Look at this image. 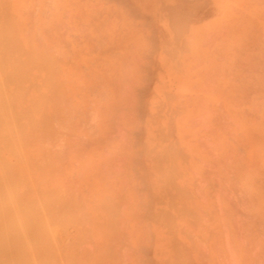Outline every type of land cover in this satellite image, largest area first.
Returning a JSON list of instances; mask_svg holds the SVG:
<instances>
[{"label": "rangeland", "instance_id": "obj_1", "mask_svg": "<svg viewBox=\"0 0 264 264\" xmlns=\"http://www.w3.org/2000/svg\"><path fill=\"white\" fill-rule=\"evenodd\" d=\"M8 2L0 0V25L13 37L0 33L7 37L0 42L7 57L0 59L5 65L17 60L11 67L0 62L6 77L0 78V90L6 88L0 91V111L8 113L0 117L8 123L11 115L14 124L9 121L8 129L0 118V168L8 180L0 177V234L11 233L23 254L11 248L9 258L4 245L0 261L176 264L179 258L182 264H264V0ZM10 28L21 29L16 38ZM14 38L24 51L13 49ZM18 51L24 54L18 57ZM15 63L34 67L24 66L23 75ZM15 72L17 78L11 76ZM10 123L18 128L15 135ZM26 176L33 185L37 181L35 187ZM4 189L10 191L6 201ZM62 210L65 216L55 219ZM39 212V222L35 215L30 223ZM6 224L15 228L4 229ZM27 225L29 232L22 230ZM20 234L30 252L28 244H18Z\"/></svg>", "mask_w": 264, "mask_h": 264}, {"label": "bare ground", "instance_id": "obj_2", "mask_svg": "<svg viewBox=\"0 0 264 264\" xmlns=\"http://www.w3.org/2000/svg\"><path fill=\"white\" fill-rule=\"evenodd\" d=\"M6 1H7V2H8V1L11 2V0H6ZM9 2H8L7 4L11 5ZM38 2H39V0H38ZM230 2H231V1H230ZM39 3H40V2H39ZM259 3H260V2H259ZM261 3H262V1H261ZM37 4H38V3H37ZM233 4H234V3H233ZM12 6H13V5H12ZM38 6H39V4H38ZM44 7H46V5H45ZM261 7H262V6H261ZM5 8H6V7H5ZM42 8H43V7H42ZM167 8H168V7H167ZM171 8H172V7L169 6V9H171ZM173 8H174V7H173ZM37 9H38V8H37ZM54 9H55V8H54ZM233 9H234V8H233ZM247 9H248V8H247ZM5 10H8V7H7L6 9H4V12H5ZM23 10H24V9H23ZM38 10H39V9H38ZM40 10H41V9H40ZM91 10H92V9H91ZM172 10H174V9H172ZM242 10H244V9H242ZM8 11H9V10H8ZM8 11H7V12H8ZM168 11H169V10H168ZM175 11H176V9H175ZM170 12H171V11H170ZM172 12H173V14H175L174 11H172ZM172 12H171V13H172ZM178 12L180 13V11H178ZM183 12H184V11H183ZM225 12H226V11H225ZM8 13H9V12H8ZM171 13H170V15H171ZM248 13H249V12H248ZM4 14H5V13H4ZM6 14H7V13H6ZM168 14H169V13H168ZM193 14H194V13H193ZM82 15H83V14H82ZM177 15H178V14H177ZM186 15H187V14H186ZM188 15H189V14H188ZM172 16H173V15H172ZM172 16H171V17H172ZM180 16H181V15H180ZM4 17H5V16H4ZM6 17H7V16H6ZM8 17H9V16H8ZM36 17H37V15H36ZM43 17H44V16H43ZM169 17H170V16H169ZM171 17H170V18H171ZM170 18H169V19H170ZM176 18H177V17H176ZM189 18H190V17H189ZM189 18H188V19H189ZM7 19H8V18H7ZM16 19H17V18H16ZM171 19H172V21H173V17H172ZM179 19H180V18H179ZM186 19H187V17H186ZM38 20H39V19H38ZM174 20H175V19H174ZM176 20H177V19H176ZM176 20H175V21H176ZM7 21H8V20H7ZM18 21H19V20H18ZM39 21H40V20H39ZM115 21H116V20H115ZM115 21H114V22H115ZM220 21H221V20H220ZM8 22H9V21H8ZM187 22H188V20H187ZM6 23H7V22H6ZM14 23H15L14 26L16 27V23L18 24L19 22H15V21H14ZM20 23H22L21 20H20ZM20 23H19V24H20ZM38 23H39V22H38ZM82 23H83V22H82ZM174 23H175V22H174ZM178 23H179V22H178ZM229 23H230V22H229ZM10 24H11V23H10ZM19 24H18V25H19ZM181 24H182V23H181ZM2 25H3V24H1L0 26H2ZM170 25H171V24H170ZM176 25H177V24H176ZM179 25H180V23H179ZM183 25H184V24H183ZM14 26H13V27H14ZM13 27H11V28H13ZM15 27H14V29H15ZM20 27H21V26H20ZM180 27H181V26H180ZM186 27H187V26H186ZM197 27H198V26H197ZM1 28L3 29V26H2ZM1 28H0V33H1V34L4 35V33H5L6 31H8V32H6V33H8V34L10 33V32H9V28H8V30H7V29L5 30V27H4L3 30H2ZM6 28H7V27H6ZM11 28H10V29H11ZM22 28H23V27H22ZM16 29H17V28H16ZM23 29H24V28H23ZM42 29H43V28H42ZM86 29H87V28H86ZM179 29H180V28H179ZM195 29H196V27H195ZM1 30H2L3 32H1ZM4 30H5V32H4ZM18 30H21V29H17V32H16V33H14L16 30H15V31L13 30V32H12V29L10 30L12 33H14L13 35H15V36H14L15 38L18 36ZM193 30H194V29H193ZM36 31H37V29H36ZM36 31H35V32H36ZM42 31H44V29H43ZM177 31H178V30H177ZM186 31H187V30H186ZM194 32H195V31H194ZM194 32H192V33H194ZM196 32H197V31H196ZM200 32H201V30H200ZM214 32H215V31H214ZM22 33H27V32H22ZM28 33H29V32H28ZM40 33H41V32H40ZM87 33H88V32H87ZM189 33H190V32H189ZM219 33H220V32H219ZM231 33H232V32H231ZM1 34H0V35H1ZM8 34H7V35H8ZM16 34H17V36H16ZM34 34H35V33H34ZM198 34H199V33H198ZM208 34H210V33H208ZM215 34H216V33H215ZM3 35L0 36V38L2 37V39H3V40H0L1 43H2L3 41L7 40V39H6L7 37H6V38H3V37H4ZM9 35L12 36L11 33H10ZM26 35H27V34H26ZM29 35H31V34H29ZM29 35H28V36H29ZM36 35H38V34H36ZM45 35H46V34H45ZM192 35H194V34H192ZM11 36H10V37H11ZM21 36H22V35H21ZM24 36H25V35H24ZM41 36H42V35H41ZM178 36H179V35H178ZM183 36H184V35H183ZM201 36H202V35H201ZM12 37H13V36H12ZM36 37L38 38L39 36H36ZM44 37H45V36H44ZM148 37H149V36H148ZM195 37H196V36H195ZM197 37H198V36H197ZM15 38H14L15 41L13 42L14 44H15V42H16V39H15ZM18 38H19V37H18ZM26 38H27V37H26ZM37 38H36V39H37ZM179 38H180V37H179ZM12 39H13V38H12ZM28 39H31L30 36L27 38V40H28ZM52 39H53V38H52ZM10 40H11V39H10ZM25 40H26V39H25ZM33 40H35V39H33ZM12 41H13V40H12ZM12 41H11V42H12ZM19 41L21 42V39H19ZM28 41H30V40H28ZM36 41H37V40H36ZM133 41H134V40H133ZM178 41H179V40H178ZM184 41H185V40H184ZM186 41H187V40H186ZM7 42H9V44H10V41H7ZM17 42H18V39H17ZM17 42H16V44H18ZM39 42H40V41H39ZM43 42H44V41H43ZM100 42H101V41H100ZM1 43H0V44H1ZM46 43H48V42H46ZM64 43H65V41H64ZM3 44H4V43H3ZM3 44H2V45H3ZM40 44H41V43H40ZM40 44H37V45L40 46ZM44 44H45V43H44ZM48 44H49V43H48ZM19 45H21V44L14 45V47H13V46H12V47H13V49H15V46H16V47L18 46V49H16V50H19V48H21L20 50L24 51L25 49H23V46H19ZM41 45H43V44H41ZM196 45H197V44H196ZM3 46H5V44H4ZM9 46H10V45H9ZM29 46H30V45H29ZM35 46H36V45H35ZM35 46H34V47H35ZM37 47H38V46H37ZM184 47H185V45H184ZM4 48H5V47H4ZM29 48H30V47H29ZM32 48H33V46H32ZM54 48H55V47H54ZM174 48H176V47H174ZM179 48H180V47H179ZM185 48H186V47H185ZM189 48H190V47H189ZM248 48H249V47H248ZM0 49H1V46H0ZM30 49H31V48H30ZM30 49H29V50H30ZM172 49H173V48H172ZM177 49H178V48H177ZM177 49H176V50H177ZM183 49H184V48H183ZM249 49H250V48H249ZM249 49H248V50H249ZM6 50H8V49H6ZM6 50L4 49L5 52H6ZM9 50H10V49H9ZM34 50H36V48H35V49L33 48L32 51H34ZM50 50H51V49H50ZM52 50H53V49H52ZM52 50H51V51H52ZM55 50H56V49H55ZM190 50H192V49L190 48ZM245 50H247V49H245ZM0 51H2V50H0ZM12 51H13V50H12ZM22 51H21V52L18 51V52H19V55L16 54L15 57H17V55H18V57H20V56H21L20 53H23V54H24V52H22ZM26 51H27V50H26ZM32 51L30 50V52H28V53H29V54L31 53L30 55L34 57V55H32ZM51 51H50V52H51ZM60 51H61V50H60ZM171 51H172V50H171ZM187 51H188V50H187ZM13 52L15 53V51H13ZM36 52H38V51H35V55H36ZM67 52H68V51H67ZM130 52H131V51H130ZM178 52H179V51H178ZM182 52H183V51H182ZM184 52H185V51H184ZM244 52H245V51H244ZM10 53H11V52H9L8 54H9V56H10V59H12V58L14 57V54L12 53V54H13V57H12ZM16 53H17V52H16ZM56 53H57V52H56ZM63 53H64V52H63ZM63 53H62V54H63ZM65 53H66V52H65ZM69 53H71V52H69ZM174 53H175V52H174ZM245 53H246V52H245ZM0 54H1V53H0ZM2 54H3V56H5V55H4V52H3ZM2 54H1L0 56H2ZM23 54H22V55H23ZM29 54H28V55H29ZM38 54H39V52L37 53V57H39L38 59H40L42 54L40 53V54H41L40 56H38ZM179 54H180V57H182V53L179 52ZM215 54H216V53H215ZM248 54H249V53H248ZM250 54H251V52H250ZM250 54H249V55H250ZM135 55H136V54H135ZM170 55H171V54H170ZM246 55H247V54H246ZM258 55H259V54H258ZM9 56H8V57H9ZM25 56H27V55H25ZM202 56H203V55H202ZM244 56H245V55H244ZM6 57H7V52H6V56L4 57L5 60H6ZM11 57H12V58H11ZM28 57H30V56H27V58L24 57L23 59H28ZM33 57H32V58H33ZM46 57H47V56H46ZM174 57H175V56H174ZM0 58H1V57H0ZM30 58H31V57H30ZM47 58H48V57H47ZM60 58H61V57H60ZM68 58H69V57H68ZM198 58H199V57H198ZM7 59H9V58H7ZM15 59L17 60V58H14V59H12V61H13V60L15 61ZM33 59H36V57H34ZM42 59H43V58H42ZM53 59H54V58H53ZM125 59H126V58H125ZM187 59H188V58H187ZM201 59H202V58H201ZM262 59H263V58H262ZM54 60H55V59H54ZM136 60H137V59H136ZM12 61H11V60H10V62L7 61V62H8V65H5L6 61H5V63H4V60L2 61V60L0 59V62H3V66L5 65L6 67H7V66H8V67H9V66L11 67V63H12ZM29 61H31V60L29 59ZM47 61H49V60H47ZM168 61H169V60H168ZM18 62H19V60H18ZM27 62H28V61H27ZM32 62L34 63V66H35V65L38 66V64L40 63L39 61H38V62H39L38 64H37V62L35 63V60L32 61ZM32 62H31V63H32ZM42 62H43V60H42ZM45 62H46V61H45ZM128 62H129V61H128ZM253 62H254V61H253ZM262 62H263V61H262ZM9 63H10V65H9ZM23 63H24V62H23ZM31 63H30V66H32ZM33 63H32V64H33ZM70 63H71V62H70ZM15 64H16V63H15ZM19 64H20V63H19ZM27 64H28V63H27ZM27 64H26V65H27ZM44 64H45V63H44ZM55 64H57V63H55ZM0 65L2 66V64H0ZM21 65H22V61H21ZM26 65L23 64V67H22V66L18 67V63L16 64V66L18 67V69H19V68H20V69H21V68H22V69H23V68L25 69L24 66H26ZM49 65H52V64L50 63ZM175 65H176V63H175ZM12 66H13V65H12ZM30 66H29V67H30ZM34 66H32V67H34ZM37 66H36V67H37ZM45 66H46V65H45ZM56 66L58 67V65H56ZM221 66H222V65H221ZM6 67H3V68H5L3 71L6 70ZM29 67L26 66V68L30 69ZM36 67H35V68H36ZM59 67H60V64H59ZM1 68H2V67H1ZM13 68H15V67L13 66ZM13 68H11V71H10L11 73H13V71H12ZM9 69H10V68H9ZM9 69H7L5 72H7ZM16 69H17V68H16ZM22 69L19 70V72L21 71L20 74H23V73L25 72V70H26V69H25V70L23 69L24 71H22ZM28 69H27V70H28ZM37 69H38V68H37ZM47 69H48V68H47ZM56 69H57V68H56ZM186 69H187V68H186ZM13 70H15V69H13ZM32 70H33V68H32ZM38 70H39V69H38ZM67 70H68V69H67ZM15 71H16V70H15ZM45 71H46V70H45ZM47 71H48V70H47ZM52 71H53V70H52ZM93 71H94V70H93ZM1 72H2V71H1ZM1 72H0V73H1ZM8 72H9V71H8ZM17 72H18V70H17ZM17 72L14 73V76L11 75V73H10V75H11L12 77H15V74H17ZM105 72H106V71H105ZM128 72H129V71H128ZM27 73H28V71H27ZM61 73H62V72H61ZM64 73H65V72H64ZM64 73H63V74H64ZM67 73H69V72H67ZM72 73L74 74L75 72H72ZM175 73H176V72H175ZM18 74H19V73H18ZM44 74H46V73L44 72ZM49 74H50V72H49ZM6 75H7V74H6ZM8 75H9V73H8ZM23 75H24V74H23ZM23 75H22V76H23ZM36 75H37V74H36ZM50 75H51V74H50ZM55 75H57V73H55ZM59 75H60V74H59ZM69 75H70V74H69ZM215 75H216V74H215ZM262 75H263V74H262ZM3 76H4V73H3ZM3 76L0 75V78H2V79H1L2 81L6 79V77H5V79H3ZM17 76H19V75H16L15 78H17ZM28 76H29V75H27V77H28ZM75 76H76V75H75ZM178 76H179V75H178ZM253 76H255V75H253ZM256 76H257V75H256ZM20 77H21V75H20ZM20 77H19V78H20ZM44 77H45V76H44ZM44 77H43V78H44ZM53 77H54V76H53ZM56 77H58V76H56ZM56 77H55V80H56ZM243 77H244V76H243ZM263 77H264V76H263ZM7 78H8V77H7ZM10 78H11V77H10ZM19 78H18L17 80H19ZM22 78H23V80H24V79H27V80H28V78H26V77H25V78L22 77ZM22 78H20V80H21ZM43 78H42V79H43ZM244 78H245V77H244ZM42 79H41V80H42ZM44 79H46V77H45ZM67 79H68V78H67ZM212 79H213V78H212ZM245 79H246V78H245ZM7 80H8V79H7ZM7 80H6V82H8ZM11 80L14 81L15 79L12 78ZM17 80H16V81H17ZM29 80H30V79H29ZM37 80H39V79H37ZM46 80H47V79H46ZM58 80L60 81L61 79L57 78V81H58ZM209 80H210V79H209ZM9 81H10V79H9ZM13 81H12V82H13ZM53 81H54V79H53ZM59 81H58L57 85L60 83ZM62 81H64V79H63ZM3 82H5V81H3ZM10 82H11V81H10ZM14 82H15V81H14ZM20 82H21V81H20ZM20 82L18 81V83H20ZM22 82L24 83V81H22ZM55 82H56V81H55ZM26 83H27V82H26ZM44 83H45V82H44ZM48 83H49V82H48ZM48 83L46 84L47 86H48ZM80 83H81V82H80ZM0 84L3 85L2 82H1ZM21 84H22V83H21ZM21 84H20V85H21ZM28 84H29V83H28ZM126 84H127V83H126ZM6 85L8 86L9 84L7 83ZM17 85H18V84H17ZM17 85L14 83V86H17ZM24 85H26V84H24ZM42 85H43V84H42ZM44 85H45V84H44ZM59 85H60V84H59ZM59 85H58V86H59ZM127 85H128V84H127ZM181 85H182V84H181ZM203 85H204V84H203ZM205 85H206V83H205ZM22 86H23V85H22ZM35 86H37V85H35ZM35 86H34V87H35ZM39 86H40V85H39ZM49 86H50V85H49ZM58 86H55V87L57 88ZM81 86H82V85H81ZM240 86H241V85H240ZM0 87H1V86H0ZM18 87H19V86H18ZM52 87H53V86H52ZM181 87H182V86H181ZM233 87H234V84H233ZM238 87H239V86H238ZM259 87H260V86H259ZM4 88H5V85H4V87L2 86L3 91H1V90H0V91H1V92H4ZM12 88H13V87H12ZM36 88H38V87H36ZM36 88H35V91L38 90V89L36 90ZM47 88H48V87H47ZM117 88H118V87H117ZM5 89H6V88H5ZM7 89H8V88H7ZM9 89H10V88H9ZM13 89H14V88H13ZM16 89H17V87H16ZM16 89H14V90H16ZM19 89H20V88H18L17 90H19ZM24 89H25L24 92H27V91L29 90V89H28V90L26 91V88H24ZM103 89H104V88H103ZM103 89H102V90H103ZM263 89H264V88H263ZM11 90H12V89H11ZM11 90H10V91H11ZM22 90H23V87H22V89L20 90V92H21ZM33 90H34V89H33ZM51 90H52V91H55V89H53V88H52ZM119 90H120V89H119ZM206 90H207V89H206ZM213 90H214V89H213ZM213 90H212V91H213ZM235 90H236V89H235ZM256 90H257V89H256ZM12 91H13V90H12ZM38 91H39V90H38ZM38 91H37V92H38ZM40 91H41V90H40ZM40 91H39V93H38L39 95H41ZM251 91H252V89H251ZM1 92H0V93H1ZM6 92H7V90L5 91V94H6ZM17 92H18V91H17ZM17 92H16V91H15V92H11V94H12V93L14 94V93H17ZM203 92H204V91H203ZM7 93H8V92H7ZM28 93H29V92H28ZM43 93L46 94L45 92H43ZM43 93H42V94H43ZM50 93H51V92H50ZM249 93H250V92H249ZM2 94H3V93H2ZM5 94H4V95H5ZM210 94H211V93H210ZM0 95H1V94H0ZM8 95H9V94H8ZM16 95H17V94H16ZM126 95H127V94H126ZM244 95H245V94H244ZM2 96H3V95H2ZM2 96H1V97H2ZM21 96H22V95H20V97H21ZM36 96H37V95H36ZM232 96H233V95H232ZM6 97H9V99H10V95H9V96H6ZM15 97H16V96H15ZM18 97H19V96H18ZM24 97H25V96H24ZM30 97H31V96H30ZM48 97H49V96L47 95L46 98H48ZM50 97H52V95H51ZM50 97H49V98H50ZM2 98H3V97H2ZM2 98H0V99H2ZM31 98H33V96H32ZM49 98H48V99H49ZM103 98H104V97H103ZM224 98H225V97H224ZM234 98H235V97H234ZM248 98H249V97H248ZM7 99H8V98H7ZM29 99H30V98H29ZM34 99H35V98H34ZM34 99H33V100H34ZM41 99H42V98H41ZM43 99H44V98H43ZM66 99H67V98H66ZM17 100L19 101L20 99H17ZM36 100H37V99H36ZM38 100H39V99H38ZM50 100H54V98L52 97V98H50ZM62 100H64V99H62ZM104 100H105V98H104ZM133 100H134V99H133ZM4 101H6V100L4 99V100H3V103H4ZM29 101H30V100H29ZM259 101H260V100H259ZM259 101H258V102H259ZM20 102H22V100H21ZM20 102H19V104L21 105ZM23 102H25V100H24ZM41 102H44V100H43V101L41 100ZM51 102H52V101H51ZM61 102H63V101H61ZM65 102H66V100H65ZM17 103H18V102H17ZM31 103H32V102L30 101V104H31ZM226 103H227V102H226ZM62 104H63V103H62ZM68 104H69V103H68ZM208 104H209V103H208ZM238 104H239V103H238ZM247 104H248V103H247ZM260 104H261V103H260ZM5 105H7V107H8V104H5ZM31 105H32V104H31ZM35 105H36V104L34 103L33 106L35 107ZM38 105H41L40 101H39ZM255 105H256V104H255ZM262 105H263V104H262ZM1 106H2V102H1ZM1 106H0V108H1ZM22 106H23V105H22ZM22 106H21V108H22ZM28 106H29V105H28ZM33 106H32V107H33ZM69 106H70V105H69ZM3 107H4V106H3ZM5 107H6V106H5ZM5 107H4V108H5ZM36 107H37V106H36ZM36 107H35V108H36ZM70 107H71V106H70ZM89 107H90V105H89ZM89 107H88V108H89ZM202 107H203V106H202ZM208 107H209V106H208ZM255 107H256V106H255ZM258 107H259V106H258ZM258 107H257V108H258ZM8 108H11V107H8ZM8 108H7V109H8ZM35 108H34V110H35ZM40 108H41V107H40ZM64 108H65V106H64ZM66 108H67V107H66ZM243 108H244V107H243ZM5 109H6V108H5ZM29 109H30V108H29ZM89 109H90V108H89ZM207 109H208V108H207ZM245 109H246V108H245ZM253 109H254V108H253ZM1 110H2V111H0L1 114H2L3 111L7 113V110H6V111H5L4 109H1ZM66 110H67V109H66ZM66 110H64V111H66ZM87 110H88V109H87ZM38 111H40V109H39ZM89 111H91V110H89ZM93 111H94V110H93ZM249 111H251V110H249ZM4 112H3V113H4ZM36 112H37V111H36ZM41 112H42V111H41ZM41 112H39V113H40V116L43 117L42 114H44V113L42 112V114H41ZM236 112H237V111H236ZM6 113H5V114H6ZM11 113H12V110L10 111V109H9V114H11ZM33 113H34V112H33ZM65 113H66V112H65ZM65 113H64V114H65ZM197 113H198V112H197ZM30 114H31V113H30ZM205 114H206V113H205ZM3 115H4V114H3ZM3 115H0V116H3ZM6 115L8 116V113H7ZM32 115H34V114H32ZM54 115H55V114H54ZM70 115H71V114H70ZM200 115H201V114H200ZM208 115H209V114H208ZM235 115H236V114H235ZM244 115H245V114H244ZM10 116H11V115H10ZM10 116L7 117V120H8V118H9V121H10ZM71 116H72V115H71ZM0 118H1V117H0ZM3 118H4V117H3ZM66 118H67V117H66ZM202 118H203V117H202ZM206 118H207V117H206ZM239 118H240V117H239ZM254 118H255V117H254ZM1 119H2V118H1ZM63 119H64V117H63ZM2 120H3V119H2ZM5 120H6V117H5ZM15 120H16V119H15ZM35 120H36V119H35ZM46 120H47V119H46ZM238 120H239V119H238ZM9 121H8V123H7L6 121L3 120L4 123L6 122L5 124H6V127H8V129H9V126H8V125H9ZM38 121H39V120H38ZM65 121H68V120H65ZM65 121H64V122H65ZM239 121H240V120H239ZM251 121H253V120H251ZM254 121H255V120H254ZM260 121H261V120H260ZM10 122H11V121H10ZM29 122H30V121H29ZM52 122H53V121H52ZM244 122H245V121H244ZM11 123H12V122H11ZM11 123H10V124H11ZM249 123H250V121H249ZM249 123H248V124H249ZM5 124H2V125L5 126ZM7 124H8V125H7ZM12 124H13V123H12ZM12 124H11V127L16 128V126H13L14 124H13V125H12ZM30 124H31V123H30ZM38 124H39V123H38ZM57 124H58V123H57ZM66 124H67V123H66ZM251 125H252V124H251ZM33 126H34V125H33ZM49 126H50V125H49ZM51 127H52V123H51ZM241 127H242V126H241ZM14 128H13V131L18 129V128H16V129H14ZM53 128H54V126H53ZM0 129H1V127H0ZM10 129H11V128H10ZM2 130H4V129H2ZM11 130H12V129H11ZM8 131H9V130H8ZM13 131H9V132L14 133V135H15V134H16V131H14V132H13ZM17 131H18V130H17ZM4 132H5V131H3V133H4ZM6 132H7V130H6ZM6 132H5V133H6ZM0 133H2V132H0ZM18 133H19V132H18ZM26 133H27V132H26ZM50 134H51V133H50ZM4 135H5V134H4ZM14 135H12V137H14ZM20 135H21V133H20ZM1 136H3V135L1 134ZM8 136H9V135H8ZM18 136H19V135L17 134L16 137H18ZM10 137H11V134H10ZM6 139H7V138H6ZM15 139L18 140L17 138H15ZM19 139H20V138H19ZM22 139H23V138H22ZM24 139H25V138H24ZM4 140H5V139H4ZM12 140H14V139H12ZM7 141H8V140H7ZM26 141H27V140H26ZM5 142H6V141H5ZM8 142H9V141H8ZM15 142H16V141H15ZM15 142L13 141V143H15ZM17 142H18V143H23V142H21V139H20V142H19V141H17ZM3 143H4V142H3ZM9 143H10V142H9ZM13 143H12V144H13ZM28 143H29V142H28ZM12 144H11V145H8V144H7V145H8V148H10L9 146H11V149H12ZM16 144H17V143H15V145H16ZM25 144H27V142H26ZM30 144H31V143H30ZM5 145H6V144H5ZM5 145H3V146H4V149H5ZM7 145H6V147H7ZM15 145H13V149L15 148V147H14ZM19 145H20V144H19ZM30 146H32V144H31ZM44 146H45V145H44ZM18 148H19V146H18ZM15 149H16V148H15ZM8 151H10V150H8ZM8 151H7V153H8ZM14 151H15V150H14ZM14 151H13V152H14ZM0 153H1V152H0ZM15 153H17V151H16ZM174 153H175V152H174ZM232 153H233V152H232ZM8 154H9V153H8ZM181 154H182V153H181ZM11 155H12V153H11ZM14 155H16V154H14ZM57 155H58V153H57ZM155 155H156V154H155ZM178 155H179V152H178ZM260 155H261V154H260ZM19 156H20V155H19ZM22 157H24V156H22V154H21V158H22ZM174 157H175V156H174ZM183 158H184V157H183ZM2 159H3V158H2ZM174 159H175V158H174ZM0 160H1V157H0ZM22 160H23V159H22ZM38 160H39V159H38ZM164 160H166V159L164 158ZM263 160H264V158H263ZM2 161H5V159L2 160ZM2 161H1V162H2ZM7 161H8V159H7ZM16 161H17V160L13 161L14 163L11 162V163H13L12 165H14V164H16V163H17V164L19 163V161H18V162H16ZM167 161H168V160H167ZM173 161H174V160H173ZM181 161H182V163H183V160H181ZM181 161H180V162H181ZM8 162H9V161H8ZM8 162H6V163L8 164ZM9 163H10V162H9ZM23 163H24V160H23ZM182 163H181V164H182ZM7 164H6V165H7ZM21 164H22V163H21ZM24 164H27V163H24ZM0 165H1V164H0ZM42 165L44 166L43 163H42ZM21 166H22V169H23V170H24V169H25V170L27 169L26 167H24V166H27V165H24V166L21 165ZM43 166H42V167H43ZM0 167H1V166H0ZM23 167H24V168H23ZM27 167H28V166H27ZM8 168H9V167H8ZM17 168H20V166H17ZM2 169H3V168H2ZM6 169H7V168H6ZM9 169H10V168H9ZM9 169H8V173H9ZM41 169H42V168H41ZM43 169H44V168H43ZM52 169H53V168H52ZM19 170H20V169H19ZM44 170H47V169H44ZM53 170H54V169H53ZM120 170H121V169H120ZM0 171H2L1 168H0ZM10 171H11V170H10ZM4 172H7V171L5 170ZM12 172H13V171H12ZM14 172H15V171H14ZM20 172H21V171H20ZM48 172H49V171H48ZM1 173H2V174H1L0 177L3 176V178L5 179V181H8V180H6L7 177H6V178L4 177V173H3V171H2ZM16 173H17V171L15 172V174H16ZM25 173H28V169L26 170ZM5 175H6V174H5ZM8 175H9V174H8ZM16 176H17V174H16ZM18 176H19V175H18ZM20 176H22V175H20ZM20 176H19V177H20ZM29 176H30V175H29ZM49 176H50V174H49ZM8 178H9V177H8ZM27 178H29V177L26 176V179H24V180H27ZM30 178H31V177H30ZM30 178H29V179H30ZM45 178H46V177H45ZM49 178H50V177H49ZM0 179H1V178H0ZM4 179H3V180H4ZM20 179H21V177H20ZM29 179H28L27 181H29ZM0 181H1V180H0ZM30 181H31V179H30ZM30 181H29V182H30ZM13 182H14V180H13ZM21 182H22V181H21ZM23 182H24V181H23ZM35 182H37V181H35ZM35 182H34V185L37 184V183H35ZM229 182H230V181H229ZM15 183H16V182H14V186H15ZM27 183H28V182H27ZM30 183H32V185H33V182H30ZM30 183H28V185H29ZM48 183H49V182H48ZM48 183H47V184H48ZM23 184H24V183H23ZM38 184H39V183H38ZM16 185H17V183H16ZM32 185L30 184V188H34V187H35L34 185H33L34 187H31ZM258 186H260V185H258ZM15 187H16V186H15ZM115 188H116V187H115ZM260 188H261V187H260ZM15 189L19 190L18 187L15 188ZM34 189H35V188H34ZM4 190H5V192H6V189H4ZM32 190H33V189H32ZM36 190H37V189H36ZM147 191H148V190H147ZM224 191H225V190H224ZM9 192H10V191H9ZM9 192H6L7 194L4 195V196L6 197V198H4V201H6V199H9V198H10V197L7 198V195L10 194ZM36 192H37V191H36ZM208 192H209V191H208ZM208 192H206V193H208ZM217 192H218V191H217ZM8 193H9V194H8ZM16 193H17V192H16ZM26 193H27V191H26ZM114 193H115V192H114ZM185 193L187 194V192H185ZM18 194H19V193H18ZM35 194H36V193H35ZM104 194H105V193H104ZM214 194H215V193H214ZM217 194H218V193H217ZM20 195H22V194H20ZM43 195H44V194H43ZM119 195H121V194H119ZM188 195H189V194H188ZM208 195H209V194H208ZM35 196H37V195H35ZM107 196H108V195H107ZM172 196H173V195H172ZM212 196H213V195H212ZM215 196H216V195H215ZM135 197H136V196H135ZM32 198H33V197H32ZM103 198H104V197H103ZM33 199H34V198H33ZM257 199H258V198H257ZM2 200H3V199H2ZM16 200H17V199H16ZM29 200H30V199H29ZM39 200H40V198H39ZM170 200H171V199H170ZM218 200H219V199H218ZM36 201H37V200H36ZM45 201H46V200H45ZM105 201H106V200H105ZM7 202H8V204H9V206L13 205V204L11 203L12 200H11V201L9 200V201H7ZM27 202H28V201H27ZM41 202H42V201H41ZM59 202H60V201H59ZM174 202H175V201H174ZM174 202H170V203L172 204V203H174ZM105 203H106V202H105ZM130 203H131V202H130ZM175 203H176V202H175ZM251 203H252V202H251ZM4 204L7 205V203H4ZM16 204H17V203H16ZM31 204H32V202H31ZM49 204H50V203H49ZM193 204H195V203H193ZM196 204H197V203H196ZM111 205H112V204H111ZM111 205H110V206H111ZM226 205H227V204H226ZM17 206H18V205H17ZM17 206H16V207H17ZM121 206H122V205H121ZM183 206H184V205H182L181 207H183ZM255 206H256V205H255ZM11 207H12V206H11ZM13 207H14V206H13ZM13 207H12V208H13ZM36 207H37V206H36ZM181 207H180V208H181ZM20 208H21V207H20ZM34 208H35V207H34ZM37 208H38V207H37ZM133 209H134V208H133ZM184 209H185V208H184ZM21 210H22V209H21ZM35 210H36V209H35ZM38 210H39V209H38ZM56 210H57V209H56ZM166 210H168V209H166ZM169 210H170V209H169ZM188 210H189V209H188ZM205 210H206V209H205ZM260 210H261V209H260ZM14 211H15V210H14ZM32 211H33V210H32ZM40 211H41V210H40ZM52 211H53V209H52ZM52 211H50V212H52ZM113 211H114V209H113ZM115 211H116V210H115ZM220 211H221V210H220ZM16 212H17V210H16ZM16 212H15V213H16ZM34 212H35V211H34ZM41 212H42V211H41ZM57 212H58V211H57ZM57 212H56V213H57ZM167 212H169V211H167ZM191 212H192V211H191ZM254 212H255V211H254ZM18 213H19V211H18ZM29 213H30V212H29ZM45 213H46V211H45ZM45 213H44V214H45ZM54 213H55V212H54ZM64 213H65V212L62 210V212H59V215H58V214H54V215H57V217L55 216V217H56L55 219H57L58 217L60 218L61 216H65ZM74 213H75V212H74ZM110 213H111V212H110ZM128 213H129V212H128ZM177 213H178V212H177ZM193 213H195V212H193ZM193 213H192V214H193ZM205 213H206V212H205ZM39 214H40V212H39L38 214L35 213L34 215H32V218H30L29 221H31V219H33L34 217L39 216V217H36V221L39 222V219H38V218H40V215H39ZM61 214H62V215H61ZM20 215H21V214H20ZM35 215H36V216H35ZM51 215H52V214H51ZM54 215H53V216H54ZM60 215H61V216H60ZM71 215H72V214H71ZM78 215L80 216V214H78ZM88 215H89V214H88ZM95 215H96V214H95ZM95 215H94V216H95ZM107 215H108V214H107ZM41 216H42V215H41ZM53 216H52V217H53ZM82 216H83V215H82ZM82 216H81V217H82ZM110 216H111V215H110ZM114 216H115V215H114ZM193 216H194V215H193ZM207 216H208V215H206V218H208ZM255 216H256V215H255ZM44 217H47V215H46V216L44 215ZM44 217H43V218H44ZM70 217H71V216H70ZM86 217H87V216H86ZM174 217H175V216H174ZM204 217H205V216H204ZM22 218L24 219L25 217L22 216ZM43 218H42V219H43ZM115 218H116V217H115ZM126 218H127V217H126ZM206 218H205V219H206ZM1 219H2V221H3V218H1ZM1 219H0V220H1ZM23 219H22V222L27 221V217H26V219H24V221H23ZM28 219H29V218H28ZM40 219H41V218H40ZM53 219H54V218H53ZM234 219H235V218H234ZM5 220H6V219H5ZM8 220H9V218L7 219L6 222H9V224H13V223H11V221H8ZM45 220H46V219H45ZM47 220H48V219H47ZM171 220H172V219H171ZM122 221H123V220H122ZM189 221L191 222L192 220H189ZM203 221H204V220H203ZM223 221H224V220H223ZM239 221H240V220H239ZM37 222H36V223H37ZM125 222H126V221H125ZM194 222H195V221H194ZM224 222H225V221H224ZM226 222H227V221H226ZM30 223H34V221H31ZM107 223H108V222H107ZM174 223H175V222H174ZM233 223H234V222H233ZM43 224H45V223L43 222ZM43 224H41V225H43ZM171 224H172V223H171ZM224 224H225V223H224ZM238 224H239V222H238ZM21 225H22V224H21ZM37 225H38V224H37ZM118 225H119V224H118ZM118 225H117V226H118ZM120 225H121V224H120ZM125 225H126V224H125ZM236 225H237V223H236ZM239 225H240V224H239ZM10 226H11L12 229L15 228V226H14V228H13L12 225H8V226H7V224H6L5 227H4V229L12 230V229L10 228ZM30 226H32V225H30ZM46 226H47V225H46ZM123 226H124V225H123ZM128 226H129V225H128ZM171 226H172V225H171ZM222 226H223V225H222ZM23 227H24V229L26 228L24 225H23ZM27 227H28V229H26V230L22 229V230H23V231H26V232H27V230H28V232H29V231H30V228H32V227H29L28 225H27ZM33 227H34V226H33ZM36 227H37V226H36ZM42 227H45V226L43 225ZM140 227H141V226H140ZM245 227H246V226H245ZM8 228H9V229H8ZM47 228H48V226H47ZM117 228H118V227H117ZM121 228H122V226H121ZM130 228H131V227H130ZM189 228H190V227H189ZM226 228H227V227H226ZM246 228H247V227H246ZM4 229L2 228V230H4ZM48 229H49V228H48ZM243 229H244V228H243ZM34 230H35V228H34ZM36 230H37V229H36ZM36 230H35V231H36ZM43 230H44V228H43ZM49 230L51 231V229H49ZM49 230H46V231L49 232ZM16 231H17V230H16ZM18 231H19V230H18ZM37 231H39V230H37ZM94 231H95V230H94ZM250 231L252 232V230H250ZM20 232H22V231L20 230ZM44 232H45V231H44ZM96 232H97V231H96ZM182 232H183V231H182ZM241 232H242V231H241ZM244 232H246V230H245ZM22 233H23V232H22ZM247 233H248L247 236H250L248 230H247ZM24 234H25V232H24ZM42 234H43V233H42ZM45 234H46V232H45ZM227 234H228V233H227ZM0 235H1V236H0V243H2V244H0V248H1L2 246L5 247L4 245L8 246V248H9V250L6 252L7 254H5V256H7V257L9 256V258H10L11 255H10L8 252H11L10 250H12V249H13V251L15 250L14 252H16V253L18 254L19 257H20V254H23V253H21L20 248H18L19 246L17 247L16 244H13V243H14L13 238L10 237L11 233H10L9 235H8V233L4 234V235H6V236H3L2 234H0ZM25 235H27V234H25ZM20 236H23V235H22V234L17 235L18 240L21 239ZM118 236H119V235H118ZM209 236H210V234H209ZM209 236H208V237H209ZM225 236H226V235H225ZM229 236H230V234H229ZM3 237H5V238H4V241H3ZM122 237H123V236H122ZM252 237H253V236H252ZM8 238H12V240L9 241ZM209 238H210V237H209ZM254 238H255V237H254ZM6 239H7V240H6ZM121 239H122V238H121ZM197 239H198V238H197ZM225 239H226V238H225ZM248 239H249V238H248ZM255 239H256V238H255ZM203 240H204V239H203ZM214 240H216V239H214ZM1 241H2V242H1ZM5 241H6V243H7V241H8L9 243H10V242H11V243H10V244L7 243V244H8V245H7V244L5 243ZM20 241H21V240H20ZM177 241H178V239H177ZM233 241H234V239H233ZM233 241H232V242H233ZM256 241H257V240H256ZM109 242H110V241H109ZM179 242H180V241H179ZM227 242H228V241H227ZM243 242H244V241H243ZM243 242H242V243H243ZM3 243H4V244H3ZM19 243H21L22 246H23V244H28V243H26V242H22V241H21V242H18V244H19ZM106 243H107V242H106ZM255 243H256V242H255ZM110 244H111V243H110ZM119 244H120V243H119ZM230 244H231V243H230ZM15 245H16V246H15ZM28 245H29V244H28ZM30 245H31V244H30ZM30 245H29V247H30ZM103 245H104V244H103ZM183 245H184V244H183ZM183 245H181V246H183ZM208 245H209V244H208ZM211 245L213 246L212 242H211ZM257 245H258V244H257ZM13 246H14V247H13ZM24 246H25V245H24ZM99 246H100V245H99ZM99 246H98V247H99ZM214 246H215V245H214ZM216 246H217V245H216ZM229 246H230V245H229ZM25 247H26V246H25ZM25 247H24V248H25ZM29 247H27L26 249H27V251L30 252V250H31L32 247H30V248H29ZM231 247H232V246H231ZM5 248H6V247H5ZM11 248H12V249H11ZM15 248H16V249H15ZM36 248L38 249V247H36ZM196 248H197V247H196ZM213 248H214V247H213ZM226 248H227V247H226ZM233 248H234V247H233ZM238 248H239V247H238ZM29 249H30V250H29ZM32 249H33V248H32ZM179 249H180V248H179ZM227 249H228V248H227ZM227 249H226V250H227ZM16 250H17V251L20 250V252H17ZM34 250H35V248H34ZM109 250H110V249H109ZM235 250H236V248H235ZM37 251H39V250H37ZM188 251H189V250H188ZM238 251H239V253H240L242 250L240 251V249H239ZM245 251H246V250H245ZM245 251H242V252H245ZM175 252H176V251H175ZM228 252H229V250H228ZM2 254H3V252H2ZM2 254H1V252H0V255H2ZM24 254H25V253H24ZM28 254H29V253H26V254H25L26 257L31 255V254H30V255H28ZM32 254H33V252H32ZM122 254H124V253H122ZM180 254H181V253H180ZM186 254H187V253H186ZM186 254H185V255H186ZM25 255H21V259H25ZM100 255H101V254H100ZM117 255H118V254H117ZM127 255H128V254H127ZM174 255H175V254H174ZM176 255H177V254H176ZM181 255H182V254H181ZM181 255H180V256L178 255L177 257H180V258L183 257V256H181ZM188 255H189V254H188ZM256 255H257V254H256ZM31 256H32V255H31ZM104 256H105V255H104ZM115 256H116V255H115ZM1 257H2V256H0V259H1ZM23 257H24V258H23ZM119 257H120V256H119ZM123 257H124V255H123ZM127 257H128V256H127ZM174 257H176V256H174ZM184 257H185V256H184ZM187 257H189V256H187ZM255 257H256V256H255ZM120 258H121V257H120ZM131 258H132V257H131ZM185 258H186V257H185ZM257 258H258V257H257ZM11 259H12V258H11ZM11 259H10V262H11V263H9V264H13V263L16 264V263H18V260H16L17 258H16V259L13 258L14 261H13V260L11 261ZM30 259H31V258H30ZM98 259H99V258H98ZM116 259H117V258H116ZM134 259H135V258H134ZM175 259H177V262L180 261L179 258H175ZM178 259H179V260H178ZM186 259H187V258H186ZM237 259H238V258H237ZM250 259H251V258H250ZM4 260H6V259H4V257H3V259H2L0 262L3 261V262H5L4 264H7L6 262H7L8 260H7V261H4ZM15 260H16V262H15ZM25 261H27L28 264H30L29 262H31V260L28 262L27 259H26ZM102 261H103V260H102ZM122 261H123V260H122ZM122 261H121V262H122ZM131 261H132V260H131ZM182 261H183V259H182ZM8 262H9V261H8ZM12 262H13V263H12ZM124 262H125V261H124ZM175 262H176V261H175ZM177 262H176V264H177ZM180 262H181V261H180ZM196 262H197V261H196ZM109 263H110V262H109ZM2 264H3V263H2ZM19 264H20V263H19ZM94 264H95V263H94ZM178 264H180V263L178 262ZM181 264H182V262H181ZM183 264H184V263H183Z\"/></svg>", "mask_w": 264, "mask_h": 264}]
</instances>
